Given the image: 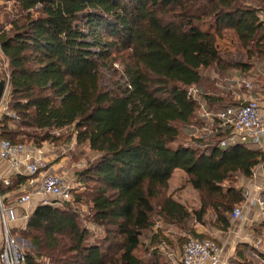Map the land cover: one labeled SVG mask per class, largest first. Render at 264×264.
I'll return each mask as SVG.
<instances>
[{"label": "trees", "instance_id": "1", "mask_svg": "<svg viewBox=\"0 0 264 264\" xmlns=\"http://www.w3.org/2000/svg\"><path fill=\"white\" fill-rule=\"evenodd\" d=\"M11 1V8L0 7L7 68L0 79L15 117H1L0 139L34 148L85 146L90 161L78 182L87 221L101 230L90 242L71 206L79 197L63 207L40 202L22 230L31 244L23 264H169L157 247L167 239L160 230L152 234L157 221L199 239L211 237L195 233L192 216L226 231L244 201L237 181L251 177L264 152L251 142L221 146L227 129L192 137L191 126L201 129L204 121L186 88L194 86L208 110L237 105L219 79L228 87L232 72L243 78L264 69V0ZM226 32L237 40L233 58L218 48ZM118 58L130 87L103 88L101 70ZM179 135L189 144L175 143ZM175 170L196 191L197 209L189 211L169 191ZM25 180H0V197ZM255 232L264 241V222ZM186 241L181 237L179 247Z\"/></svg>", "mask_w": 264, "mask_h": 264}, {"label": "built area", "instance_id": "2", "mask_svg": "<svg viewBox=\"0 0 264 264\" xmlns=\"http://www.w3.org/2000/svg\"><path fill=\"white\" fill-rule=\"evenodd\" d=\"M259 19L264 22V9L259 11ZM241 79V78H240ZM245 89H250V80L242 79ZM125 86L130 87L126 83ZM9 91L5 87L3 97ZM188 98L197 101L199 104L198 115L203 119L204 124L201 129L192 125L191 136L197 138L201 130L212 132L218 128L227 129L228 135L220 141L221 146L235 145L237 143L251 142L259 143L264 136V112L258 100L248 95L243 102L236 106H228L221 110H208L205 102L199 98L197 89L194 86L186 88ZM5 103L1 108L0 117H15L14 112L7 108L9 98H4ZM1 106V105H0ZM0 158L7 161L9 167L15 174H20L21 170L26 173V183L28 191L21 195L18 203H29L33 195L42 196L41 203L53 198L57 203L62 204L71 200V191L65 186L60 175L50 170L49 163L41 156H34L31 146L23 143H13L7 139H0ZM5 185H9L10 179L1 180ZM242 218L241 208L235 207L231 212V219ZM13 219L11 209L6 208L0 197V223L3 233V242L0 248V264H23L24 254L20 250L16 238L11 233L9 221ZM222 255V248L213 239H199L188 237L183 245L180 261L182 264H219Z\"/></svg>", "mask_w": 264, "mask_h": 264}, {"label": "crops", "instance_id": "3", "mask_svg": "<svg viewBox=\"0 0 264 264\" xmlns=\"http://www.w3.org/2000/svg\"><path fill=\"white\" fill-rule=\"evenodd\" d=\"M0 55L2 56L1 52ZM236 73L238 72H235V74L233 75L234 79L239 77V75ZM252 77H256V82L253 81ZM261 78H264V69L258 70L257 72H254L247 77L241 78L250 80V89H245L243 82L241 86V83H236L235 81H233V78H229V81L234 82V84H231L228 87L225 86L226 84L223 85L220 82L218 84L230 91V94L233 96V99L235 100L237 105L243 102V99H245V97L248 95L255 97L264 112V80H262L261 84L257 83L259 79L261 80ZM9 125L11 127L13 126L12 124ZM256 145L258 149L264 152V136L260 139L259 143H256ZM31 148L33 150L34 156H41L49 162L52 158H54L53 148L47 143H44L39 148ZM62 164V160L55 163L53 162L51 165H49V168L56 173L61 172V168H64L62 167ZM178 172H181V174L184 173L181 170H175L169 180V184L171 179L173 178V175ZM16 175L26 177V173L22 170L20 174H15L14 171L9 167L7 161L0 158V180L4 178L10 179L12 177H15ZM238 186L240 187V190L244 196V201L239 206L242 210V218L235 220L230 219V226L226 231L217 230L211 227L210 224L196 222L193 216L191 218L190 224L196 234L208 235L211 237V239L216 240L219 243L222 248V255L219 264H264V245L262 242L263 238L260 235H257V233L255 232V228L262 222H264V163L258 164L253 169L251 177H240ZM189 187L190 190H188L189 188L185 190L189 195H194V198H192V200L194 201L184 198L185 190L181 193V195H179L178 197L174 196V198L185 205L189 211H192L193 209H197L199 207L200 201L198 199L196 191L192 189L190 185ZM19 188L20 189L18 190L16 189L7 192L2 196L3 205L6 208L11 209L13 213V219L9 221V226L14 233H16V231L18 230L25 229L28 216L42 200V196L36 194L31 197V201H29V203H18L17 199L21 195L25 194L29 189L26 180L21 184V186H19ZM181 197L184 199H181ZM157 223H164V225H170L171 227L173 226L172 228L175 227V225L165 223L162 220ZM158 224L154 225L152 234H154L157 230H160L161 235L167 239L166 244L161 242L159 245H157L158 249L164 254L165 257V247H167L168 250L174 245V243L178 245V240L181 237H186V239H188V237H193L187 232L183 233V235H181L177 240L175 239V241H173L174 243L172 245L170 238H172L173 235L176 234V232L171 231L170 228H167L168 231H164L163 228L158 227ZM177 230L181 232L179 228H177ZM2 242L3 233L0 223V248ZM239 245L246 247H242L238 250ZM30 246L31 245L29 244L27 247L30 248ZM172 264L177 263L173 262ZM178 264H182L180 259Z\"/></svg>", "mask_w": 264, "mask_h": 264}, {"label": "rangeland", "instance_id": "4", "mask_svg": "<svg viewBox=\"0 0 264 264\" xmlns=\"http://www.w3.org/2000/svg\"><path fill=\"white\" fill-rule=\"evenodd\" d=\"M3 6H7V8H11L12 1L8 0L5 2H0V7L3 8ZM260 6L264 7L262 5H260ZM204 29L214 32L213 26H210V25L204 26ZM217 44H218V48L220 49V51H223V52L226 51L227 54H229L232 58L236 55L237 40H236L235 35H233L232 33L226 32L222 37H218L217 38ZM256 66L257 65H255V67ZM0 68H1L0 69L1 72H3V70L6 71V69H7L5 59L1 55H0ZM122 70H123V68H122L121 60L119 58L116 61H113L110 65L103 67L101 70V82H100L101 86L103 88L110 89V90H115L119 87L121 89H123V87L125 85V78L122 74ZM235 72H237V71L232 72V74H235ZM236 74H238V73H236ZM232 78H233V81H235L236 83H241V86H242V79H240L241 77L240 78L238 77L236 79H234V77H232ZM252 78H253V81L256 82V77H252ZM262 80H264V78H261V80L259 79L257 83L261 84ZM219 82L224 83V81L222 79H219ZM5 87L9 91V86H8V83L6 81H5ZM219 87H220V85H219ZM4 98H9L8 94L5 97H3V99L0 100V105H1L0 111H1L2 106L5 103ZM7 104H8V101H7ZM0 119H1V117H0ZM177 126H178L179 130L181 131L182 126L180 124ZM65 131L67 133H69L68 128L64 129L63 133ZM175 143L189 144L188 141L185 142V138L182 137V135H179V137ZM47 144L51 145L53 148V151H54V158H52L50 160V162L48 161L49 165H51L53 162L55 163V162L60 161V160L63 161L62 167H64V168H61V172H57V174L62 177L65 186L69 187V189L71 191V200L72 199L75 200L76 197L80 198V202H77L76 204L72 203L71 206H72L73 210L75 209V207L78 208L80 218H81V220H83L82 225L87 227L91 233V236L89 237V241L93 242L95 240V237L100 236L101 230L96 229L92 224H90L87 221L88 204L85 202V199L83 198V196L85 194L84 193L85 187L80 185V183L78 182L79 171H81L85 167L86 163L88 161H90L89 152L85 146L75 145L74 141L61 143V144H53V143L52 144L47 143ZM173 145H174V143H173ZM65 169H67V170H65ZM238 181H237V186H238ZM187 183H188L187 182V176L184 173H182V174H181V172L175 173L173 175V178L170 181L169 191L171 193H173V195L175 197H178L179 195H181V193L185 189L189 188L188 190H190V187ZM225 185H228V184H225ZM184 194H185V196H184L185 199L192 200V198H194V195L193 194L189 195L188 192H186V190H185ZM186 197H188V198H186ZM184 198L181 197V199H184ZM192 201H194V200H192ZM47 202L49 204H52L55 207H63L64 206V204L57 203L53 198L49 199ZM157 222H159V221H157ZM157 222L155 224H158ZM158 227L163 228L164 231H168L167 228H170L171 231L176 232V234H174L173 237L170 238L172 245H173V243H174L173 241H175V239L177 240L181 235H183V233H186L185 231H181V232L178 231L177 228H175V227L172 228L173 226L171 227L170 225L169 226L164 225V223H159ZM11 233L16 238V241H17V244H18L20 250L25 252L26 250L31 248V246H30V248L27 247L30 243L28 242L26 237H24L25 233H22V230H18V231H16V233H13V232H11ZM169 233H171V232H169ZM262 242L264 245L263 240H262ZM164 250H165L164 252L166 253L165 258L169 264H172L173 262H175L177 264L179 263V259H180V256L182 254V247H178V245H176V243H174V245L171 248H169L167 250V247H165Z\"/></svg>", "mask_w": 264, "mask_h": 264}, {"label": "water", "instance_id": "5", "mask_svg": "<svg viewBox=\"0 0 264 264\" xmlns=\"http://www.w3.org/2000/svg\"><path fill=\"white\" fill-rule=\"evenodd\" d=\"M4 89H5V81L4 79H0V100L3 95Z\"/></svg>", "mask_w": 264, "mask_h": 264}]
</instances>
